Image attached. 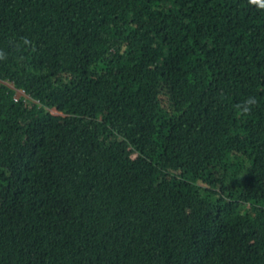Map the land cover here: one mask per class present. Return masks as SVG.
<instances>
[{
  "label": "trees",
  "instance_id": "obj_1",
  "mask_svg": "<svg viewBox=\"0 0 264 264\" xmlns=\"http://www.w3.org/2000/svg\"><path fill=\"white\" fill-rule=\"evenodd\" d=\"M0 50V264H264V0H0Z\"/></svg>",
  "mask_w": 264,
  "mask_h": 264
},
{
  "label": "clouds",
  "instance_id": "obj_2",
  "mask_svg": "<svg viewBox=\"0 0 264 264\" xmlns=\"http://www.w3.org/2000/svg\"><path fill=\"white\" fill-rule=\"evenodd\" d=\"M29 41L25 38L24 39V43H28ZM5 55V53L3 52V50H0V58H3ZM256 103V100L254 97H246L243 101H242V105H241V110L244 112L249 111V108L251 105H254Z\"/></svg>",
  "mask_w": 264,
  "mask_h": 264
},
{
  "label": "rangeland",
  "instance_id": "obj_3",
  "mask_svg": "<svg viewBox=\"0 0 264 264\" xmlns=\"http://www.w3.org/2000/svg\"><path fill=\"white\" fill-rule=\"evenodd\" d=\"M19 94L22 95L23 93H22L21 91H19V92H18V95H19Z\"/></svg>",
  "mask_w": 264,
  "mask_h": 264
}]
</instances>
